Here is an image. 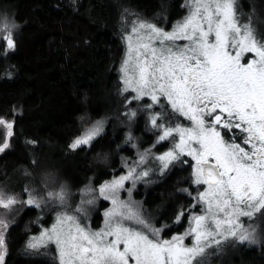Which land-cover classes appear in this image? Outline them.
I'll list each match as a JSON object with an SVG mask.
<instances>
[{"label": "snow or ice", "instance_id": "snow-or-ice-1", "mask_svg": "<svg viewBox=\"0 0 264 264\" xmlns=\"http://www.w3.org/2000/svg\"><path fill=\"white\" fill-rule=\"evenodd\" d=\"M186 6L188 15L171 31L143 18L132 22L130 32L125 28L127 51L119 71L121 94L135 93L126 106L145 98L150 101L137 109L129 107L124 113L128 121L144 112L152 129L160 133L157 143L173 141L171 148L155 157L160 172L184 155L194 161L192 183L205 187L193 198L192 207L201 206L202 214L189 209L186 232L164 239L168 225L156 227L135 202L120 199L126 181L135 187L149 176L150 170H137L147 151L126 175L87 189L91 198L82 200L74 215L69 214L73 210L66 185L46 196L25 187L26 201L0 187V264H5L6 234L12 223L7 214L20 203L42 208L58 202L67 209L57 212L51 228L28 242L30 249L54 244L59 264H205L209 250L229 239L258 242L255 227H245L240 219L264 215V35H258L251 22H240L235 0H190ZM17 27L7 16L0 18L5 55L16 47ZM249 54L254 57L248 59ZM173 116L184 118L187 125ZM104 123L97 120L69 147L90 144L103 132ZM0 128L3 153L10 147L14 121L0 117ZM132 139L129 133L127 140ZM126 190L131 197L132 188ZM97 198L111 201L112 207L104 212L103 227L92 230L78 217L87 214L83 205H93ZM185 215L181 210L176 222ZM188 236L193 239L191 246L185 244Z\"/></svg>", "mask_w": 264, "mask_h": 264}, {"label": "trees", "instance_id": "trees-1", "mask_svg": "<svg viewBox=\"0 0 264 264\" xmlns=\"http://www.w3.org/2000/svg\"><path fill=\"white\" fill-rule=\"evenodd\" d=\"M186 1L0 0V18L7 16L18 25L14 50L5 55L6 45L0 40V117L14 121L10 147L0 153V184L11 179L19 167L29 165L33 147L46 148V165L68 159L80 176L85 180L93 177L97 185L127 170L131 164L127 157L133 150L125 139V119L120 117L121 124L117 117L127 108L120 105L117 94L119 66L125 52L123 33L117 25L119 16L124 10H135L143 19L170 27L171 21L185 14ZM257 3L260 0L244 2V13L248 22L258 26L257 34L264 35V15L256 16L253 11ZM165 18L170 22L164 23ZM114 108L115 121L111 117ZM103 116L107 119L104 131L88 147H69L71 140ZM145 120V114L140 113L130 126L141 146L149 145L154 138V132L144 129ZM188 170L182 164H173L160 181L136 192L148 208L158 211V221L167 223L171 231L181 230L188 223L185 215L176 228L171 224L178 211L193 203L177 191L186 183ZM108 204L99 200L93 224L100 222ZM23 207L7 214L12 223L6 234L5 264H57L49 254L25 249V240L40 226L36 223L37 209L25 204ZM262 216L259 223L264 230ZM233 245L225 264H264V240Z\"/></svg>", "mask_w": 264, "mask_h": 264}, {"label": "rangeland", "instance_id": "rangeland-1", "mask_svg": "<svg viewBox=\"0 0 264 264\" xmlns=\"http://www.w3.org/2000/svg\"><path fill=\"white\" fill-rule=\"evenodd\" d=\"M249 1L250 0H242V2H241V0H235L236 9H237L236 14L241 12L245 15L243 4H244V2L248 3ZM189 2H190V0H187L186 4H188ZM240 2H241V4H240ZM249 7L251 8L250 5H249ZM188 11H189V9L186 6V14L184 16H182L178 21H181L185 16H187ZM253 11H255L256 16L261 17L262 15H264V0H260V3H257V6L254 7ZM138 13L139 12H136L135 10L134 11L124 10L123 13L121 14V16H119L120 18L118 19L117 25H118L119 29L122 31L123 37L126 35L125 28H127L128 31L130 32L131 27H132V22L135 21L137 18H141L140 16L137 15ZM145 20H148V19H145ZM148 21L155 23L152 20H148ZM165 22L168 23L170 21L169 20L166 21V18H165L164 23ZM240 22L241 23H249L248 21L241 19V18H240ZM170 23L172 25V21ZM175 23L176 22H174L173 25ZM263 24H264V20H263ZM252 26L256 30V32L259 31V28L257 25H255V26L252 25ZM171 29L172 28H169L168 31H171ZM13 35H14V38L18 35V27L15 29ZM123 41H124V46H125V52H124V56H123V59H124L126 56V51H127V42L124 38H123ZM121 63H122V61H121ZM120 67H121V64L119 66V69H120ZM120 75H121V73L119 71V80H120ZM122 88H123V84L120 81V86H119L117 94L119 95V97L121 99L120 105H126V100L131 99L132 96L135 95V93H133V92H131V90H129L128 93L121 94ZM122 99H123V101H122ZM145 99L141 102H133L130 106H127V108L124 111H121L117 115L118 119L121 120V122H120L121 124H122L123 120L120 117H124V119H125V123L122 124L123 126L126 127L125 139L127 140L129 133H131V135L133 137V139L131 141L127 140V142H129V144H128L129 147L133 150V153L127 157V159H131L130 166H134L135 164H137L139 162V159H140V154L145 153L147 151L148 155H146L144 163L140 164V166L137 170L138 171L150 170L149 176L145 177L144 179L138 180L135 184V187H133L132 182L129 181V185H125V190L121 191L120 199L125 200V201L131 199V201L135 202V206H136L137 210L142 212L145 219H148L149 222L154 224L156 227H161L162 225H167V223L158 221V216H157L158 211L148 208V206L146 204H144L142 198H140L136 195V192L138 191V188H140V187L144 188V187H150V185H153L155 180L158 178V176L161 174L162 175L165 174L171 165L169 166L168 169H166L163 173H161L160 172V162L157 161L155 159V157H153L154 152H155L154 146H156L158 144L157 140H158V136L160 133L157 130L152 129V127L148 121H147V123L144 122V129L148 124L149 128L152 129L153 131H155L156 133H155V137L152 141L151 147L141 146L139 143V140L136 138L133 130L130 127V126H132V123H131L132 121L129 122L127 117L124 115V113L129 110V107L132 109H137L138 107H141L143 104L150 102L147 98H145ZM140 113H144V112H138L137 116ZM144 114L147 117V114L146 113H144ZM111 117L115 121V108H114V111L111 112ZM175 118H176V116L172 117L173 120ZM97 120H104L105 121L104 128H105V125L107 123V119L105 116L96 119L87 128H90ZM178 120L180 123L185 124V125H187V123H188L187 120H185L182 117H178ZM168 141L170 143L169 148H171L173 141L172 140H168ZM87 145H89V144H87ZM30 150L31 151H29L30 152V159H29L30 163H29V165L19 167L17 169V171L12 175L11 179L4 182L3 184H0V187H3L6 191H8L10 193L18 194L19 199L21 201H26L28 197L26 194H24L25 187H27L29 189H35L36 190L35 194L37 196H46L48 191H55V190L59 189L60 185H62V184L66 185L67 189L70 193V196L68 199V205L73 210V211L69 212V214L70 215L76 214L74 210L77 206L81 205V201L91 198L90 196H88L86 194L87 189H89V188L95 189V188L99 187V186H97V184L94 183L93 177H90L87 180H85V178L80 176L78 174V172L73 168V165L71 163H69L68 159H65V158L60 159L59 162L57 161L58 164H54L53 166L46 165L45 164L46 163L45 157L47 155L46 148L39 149V148L33 147ZM40 150H41V152L43 151L41 155H40ZM63 155L66 157L69 156V154H67L65 152L63 153ZM38 156H40V157H38ZM185 158L188 161L189 165H192L194 163V161L192 160V158L190 156H187ZM33 160H35L37 162L35 165L32 163ZM182 160H184V156L181 157L180 161H182ZM124 166L126 167V166H128V164L124 163ZM26 170H27L28 174H26ZM190 170L192 173V167H190ZM127 172H128V169L124 170V172L119 173L117 176L113 175L112 179L114 178V176L119 177L121 175H124L125 173L127 174ZM190 177H191V175L188 176V181H189ZM107 181H110V180H107ZM139 183H142V185L139 186ZM128 188H132L131 197H129L128 192L126 190ZM199 191L200 190H198V192ZM202 191H203V189H202ZM100 199H103V198H97L96 202L93 205L84 204L83 207L85 208V211L87 214L86 215L80 214L78 217L81 224L90 227L92 230H99L100 228L103 227L104 219H105L104 212L112 207L111 201L107 200L110 202V206L104 210L103 216H102L100 222L97 224H93L92 223V215L97 211ZM25 205H27V204H25ZM31 207H35V206H31ZM23 208H24L23 204L20 203V204H17L16 206H14V208L12 210L18 212V211L22 210ZM195 208H197V209L194 210L193 212H195L196 214H202L201 213V206L198 205ZM36 209H37V213H38L36 223H37V225L40 226V228H39V231L37 233L31 234L25 240V243H24L25 249L32 250L33 252L42 251L45 254H49L52 257H54L53 259L55 260V262H57V264H59L58 254L56 252V248H55L54 244H49L47 247H39L38 249H30V248H28V242H29L30 237H34V236L39 237L40 233L43 229L51 228L52 224L55 222L57 212L66 211L67 209L61 208L59 206L58 202L57 203H49L45 206H42V208H36ZM191 214H192V212H191ZM49 217L51 218L50 222L48 224H45L44 220H46ZM262 217L263 216L260 213H257L256 216L252 218V220H249L248 218H245V217H241V219H240V223L243 224L245 227H248L250 224L253 227H255L256 234H257V240H258L257 243L264 240V230H263V228H261L260 223H259L260 219ZM179 223L174 222V225H178ZM188 228H189V221L179 231H171L170 227L168 225V228H166L165 231L162 233V237L164 239H170L173 235L185 233ZM192 242H193V239L191 236H188L185 238V244L186 245L191 246ZM235 242H238V241L229 239V241L223 242L219 248L210 249L209 255L205 258V264H225L230 258L231 251L234 249L233 244ZM238 243H240V242H238ZM245 243L250 244L248 242H244L243 244H245ZM257 243H254V244H257ZM250 245H253V244H250Z\"/></svg>", "mask_w": 264, "mask_h": 264}, {"label": "flooded vegetation", "instance_id": "flooded-vegetation-1", "mask_svg": "<svg viewBox=\"0 0 264 264\" xmlns=\"http://www.w3.org/2000/svg\"><path fill=\"white\" fill-rule=\"evenodd\" d=\"M186 11V10H185ZM185 14H186V12H185ZM184 14V15H185ZM183 15V16H184ZM241 19H244V20H246L247 21V19H246V17H245V15L243 14V13H241V12H239L238 14H237ZM180 18H177V19H175V20H173L172 21V25H173V23L174 22H177L178 20H179ZM158 25V24H157ZM172 25L170 26V27H166V26H160V25H158V26H160V27H163V28H165L166 30H168L169 28H172ZM254 57V54H249L248 55V59H251V58H253ZM146 100V99H145ZM156 111H160V109L159 108H157L156 109ZM146 117V116H145ZM171 119H172V117H171ZM178 119V117H176L174 120H177ZM147 117H146V120H145V123H147ZM146 129L148 130V132H154L153 134H154V137H155V131H153L152 129H150L149 128V126H148V124H147V126H146ZM85 132V131H84ZM83 132V133H84ZM82 133V134H83ZM81 134V135H82ZM81 135H79V136H81ZM77 138V137H76ZM95 139V138H94ZM93 139V140H94ZM154 139V138H153ZM74 140V139H73ZM73 140H71L70 142H69V145L73 142ZM93 140L90 142V144L93 142ZM164 142H167L168 144V146H166L165 148H162V149H158L157 148V146L159 145H161V144H163ZM237 142H239V141H237ZM89 144V145H90ZM89 145H80L79 147H77L76 149H81V148H86V147H88ZM152 146V143H150L149 145H146V146H144V147H151ZM169 146H170V143H169V141H163V142H159L156 146H154L155 147V152H154V155H153V157H156V156H159V155H161V154H163L164 152H166L167 150H168V148H169ZM185 157H187V155H184V160H182V161H177V162H174L173 164H182V165H184L185 167H187V168H189V170H188V176L189 175H191L190 173H191V170H190V167H191V165H189V163H188V161L186 160V158ZM184 161H186V163H184ZM173 164H171V166L173 165ZM170 166V167H171ZM121 172H124V170H122ZM121 172H119V173H121ZM119 173H117V174H115V176H117ZM124 174V173H123ZM126 174V173H125ZM124 174V175H125ZM164 175V174H163ZM162 174L161 175H159L158 176V178L155 180V182L154 183H156V182H158V181H160V179L162 178V176H163ZM112 179V177H110V178H107V179H105L102 183H104L105 181H107V180H111ZM125 185H129V181H126V183H125ZM142 185V183H139V186H141ZM97 186H99V185H97ZM204 187L205 186H197V185H194L193 183H192V178L190 177L189 178V181H188V177H187V181H186V183H184L183 185H181L179 188H178V190L177 191H179V193L181 194V195H183V196H185L187 199H191V200H193V203L191 204V205H189L187 208H185V209H183V211L186 213V216L187 217H189L190 215H191V212H189V209L191 208H193L192 206L194 205V204H196V201L193 199L194 197H196L197 196V193H198V190H200V191H202V189L204 190ZM182 189H187V191H181ZM189 193H190V195H189ZM107 201V200H106ZM108 207L110 206V202L108 201ZM181 211V210H180ZM180 211H178L177 212V214L180 212ZM177 214L175 215V217L172 219V222H171V224H174V222H176V216H177ZM185 217V216H184ZM188 221H189V219H188ZM187 221V222H188ZM183 222V218H182V220L180 221V223L178 224V225H180L181 223ZM178 225H173V227L174 228H176ZM176 231H179L178 229L176 230Z\"/></svg>", "mask_w": 264, "mask_h": 264}, {"label": "bare ground", "instance_id": "bare-ground-1", "mask_svg": "<svg viewBox=\"0 0 264 264\" xmlns=\"http://www.w3.org/2000/svg\"><path fill=\"white\" fill-rule=\"evenodd\" d=\"M111 2V1H110ZM111 3H113V2H111ZM125 8V7H124ZM64 153V152H63ZM234 246V245H233Z\"/></svg>", "mask_w": 264, "mask_h": 264}, {"label": "water", "instance_id": "water-1", "mask_svg": "<svg viewBox=\"0 0 264 264\" xmlns=\"http://www.w3.org/2000/svg\"><path fill=\"white\" fill-rule=\"evenodd\" d=\"M85 129H86V128H85ZM85 129H84V130H85ZM80 135H81V134H80Z\"/></svg>", "mask_w": 264, "mask_h": 264}]
</instances>
